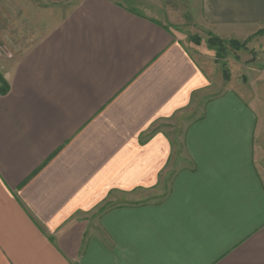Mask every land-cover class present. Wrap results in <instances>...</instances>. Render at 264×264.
Here are the masks:
<instances>
[{
  "label": "crops",
  "instance_id": "crops-1",
  "mask_svg": "<svg viewBox=\"0 0 264 264\" xmlns=\"http://www.w3.org/2000/svg\"><path fill=\"white\" fill-rule=\"evenodd\" d=\"M128 3L82 0L60 20L17 5L18 37L37 35L0 96V264H264V107L209 97L203 54L170 29L190 18L244 42L264 0Z\"/></svg>",
  "mask_w": 264,
  "mask_h": 264
},
{
  "label": "rangeland",
  "instance_id": "rangeland-1",
  "mask_svg": "<svg viewBox=\"0 0 264 264\" xmlns=\"http://www.w3.org/2000/svg\"><path fill=\"white\" fill-rule=\"evenodd\" d=\"M82 0H0V38L2 34L7 32V28L4 25L9 21L11 29L12 42L6 47L1 44L0 48V89L4 84H7L4 73L15 64L19 55L24 51L25 46L29 42L33 41V37L37 33L32 32L30 41L24 42L23 39L18 37L17 28L14 27V23L17 21L18 11L17 5L22 2H40L41 4L52 3L57 6V12L55 17L62 19L67 11L79 3ZM120 1V0H117ZM129 5L128 0H121ZM159 5L165 4L173 6L174 9L178 8L179 1L182 0H156ZM183 6V5H182ZM137 11H141L137 6ZM183 10V9H182ZM189 17V15H188ZM188 18L183 19L184 22L189 25L172 26V29L183 43H187L189 46H193L196 51L203 54V58L208 64L212 90L209 93V97L223 93L226 89L235 88L238 89V93H242L247 100L258 99L260 104L264 107V92L254 88L252 84L257 81L255 75L264 68V32L257 33L252 38L244 42H236L237 45L229 44L228 41H217L215 37L201 30L196 25H193V21ZM183 22V23H184ZM14 24V25H13ZM214 38V39H213ZM172 137L175 139L178 152L182 154L181 149V136L182 127H175L172 129ZM264 146V140H263ZM264 149V147H263ZM264 153V152H263ZM259 172L261 177L264 178V154L259 158ZM167 186L163 188L162 193L155 197L151 201H159L165 193H167ZM96 217L90 218L91 225L96 224Z\"/></svg>",
  "mask_w": 264,
  "mask_h": 264
},
{
  "label": "trees",
  "instance_id": "trees-1",
  "mask_svg": "<svg viewBox=\"0 0 264 264\" xmlns=\"http://www.w3.org/2000/svg\"><path fill=\"white\" fill-rule=\"evenodd\" d=\"M213 39H214V38H213ZM215 40H217V41L220 42V40H218L217 38H215ZM229 44L237 45V43L234 42V41H230ZM8 89H9L8 84H4V86H2L1 89H0V96H5V95L9 92Z\"/></svg>",
  "mask_w": 264,
  "mask_h": 264
},
{
  "label": "built area",
  "instance_id": "built-area-1",
  "mask_svg": "<svg viewBox=\"0 0 264 264\" xmlns=\"http://www.w3.org/2000/svg\"><path fill=\"white\" fill-rule=\"evenodd\" d=\"M0 48H1V42H0Z\"/></svg>",
  "mask_w": 264,
  "mask_h": 264
}]
</instances>
